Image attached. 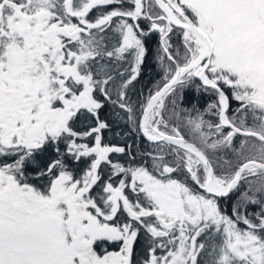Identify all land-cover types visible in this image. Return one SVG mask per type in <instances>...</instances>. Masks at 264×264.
Instances as JSON below:
<instances>
[{
	"label": "snow or ice",
	"instance_id": "obj_1",
	"mask_svg": "<svg viewBox=\"0 0 264 264\" xmlns=\"http://www.w3.org/2000/svg\"><path fill=\"white\" fill-rule=\"evenodd\" d=\"M0 264H264V0H0Z\"/></svg>",
	"mask_w": 264,
	"mask_h": 264
},
{
	"label": "trees",
	"instance_id": "obj_2",
	"mask_svg": "<svg viewBox=\"0 0 264 264\" xmlns=\"http://www.w3.org/2000/svg\"><path fill=\"white\" fill-rule=\"evenodd\" d=\"M155 39V38H154ZM151 76L152 79H158V77L155 74V71L149 72L147 69L145 71L144 76L141 78V84L144 83L145 80H148L149 77ZM141 85L138 84L137 87L139 88ZM147 91V89L145 88V92Z\"/></svg>",
	"mask_w": 264,
	"mask_h": 264
}]
</instances>
